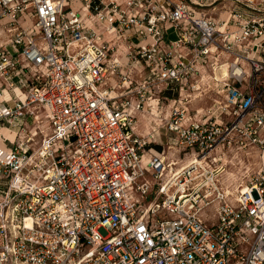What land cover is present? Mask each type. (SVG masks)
Segmentation results:
<instances>
[{"label":"built area","instance_id":"2783aa9c","mask_svg":"<svg viewBox=\"0 0 264 264\" xmlns=\"http://www.w3.org/2000/svg\"><path fill=\"white\" fill-rule=\"evenodd\" d=\"M221 1L0 0V264H264V0Z\"/></svg>","mask_w":264,"mask_h":264},{"label":"rangeland","instance_id":"374dc122","mask_svg":"<svg viewBox=\"0 0 264 264\" xmlns=\"http://www.w3.org/2000/svg\"><path fill=\"white\" fill-rule=\"evenodd\" d=\"M230 5H231V0H224V1L222 0L216 6L217 8L216 10H213L212 7H207V10L209 11V14L213 15L216 18L217 21H220L222 19L228 18L229 16L228 10ZM8 41L9 38L6 35H0V45L6 44ZM224 60H225L224 62L226 63L228 62L229 59L226 58ZM227 67L228 66L225 65V69L223 70L224 72H226ZM222 98H224V92L223 91L220 92V85L215 84L212 85V89H209L206 93H204L203 97L195 99V95H194L193 100L190 103H188L187 106L190 108V111L195 114V112L198 110L204 109L207 111L209 108L214 106L216 99L222 100ZM146 130H147V126L145 125V121L143 122V120H141L140 131L143 134H146ZM161 132H162L163 143H165L167 140L166 129L163 128ZM154 147H156L157 149L161 148L159 144H155ZM245 162L246 164H249L250 167H252V169L254 168V163H256L255 160L253 159H249V161H245Z\"/></svg>","mask_w":264,"mask_h":264},{"label":"crops","instance_id":"0c3cea01","mask_svg":"<svg viewBox=\"0 0 264 264\" xmlns=\"http://www.w3.org/2000/svg\"><path fill=\"white\" fill-rule=\"evenodd\" d=\"M0 35H6L9 38V36L6 33H4L3 31H1V30H0ZM3 133L6 134V135H8V136H10L11 138H13V136H14L7 129H6V131L3 130Z\"/></svg>","mask_w":264,"mask_h":264},{"label":"bare ground","instance_id":"6f19581e","mask_svg":"<svg viewBox=\"0 0 264 264\" xmlns=\"http://www.w3.org/2000/svg\"><path fill=\"white\" fill-rule=\"evenodd\" d=\"M3 130H5L6 131V129H3ZM3 130H2V132H3ZM12 134V133H11Z\"/></svg>","mask_w":264,"mask_h":264}]
</instances>
